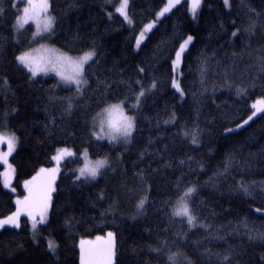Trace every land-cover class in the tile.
<instances>
[{"label": "trees", "instance_id": "1", "mask_svg": "<svg viewBox=\"0 0 264 264\" xmlns=\"http://www.w3.org/2000/svg\"><path fill=\"white\" fill-rule=\"evenodd\" d=\"M122 2L48 0L52 27L33 41L31 24L15 26L25 0H0V130L16 137L12 192L0 166V221L20 211L18 227L0 226V264H81V241L108 233L112 264H264V112L243 123L264 100V0H201L195 14L192 0H180L157 20L169 1L127 0L124 14ZM37 43L69 57L95 53L81 89L31 76L17 57ZM121 102L134 117L128 142L95 138L88 118L101 103ZM61 148L76 155L60 166L43 222L40 209L15 198ZM85 150L109 159L90 181L77 179ZM189 187L192 225L173 214Z\"/></svg>", "mask_w": 264, "mask_h": 264}, {"label": "snow or ice", "instance_id": "2", "mask_svg": "<svg viewBox=\"0 0 264 264\" xmlns=\"http://www.w3.org/2000/svg\"><path fill=\"white\" fill-rule=\"evenodd\" d=\"M176 4L180 3V0H174ZM28 6L23 8L22 12L23 15H18L16 18L15 26L17 29H23L26 24L29 23V21H34L36 24V33H34L33 38L35 39L36 35H39L41 32H48L50 31L53 19L51 17H48L46 19L41 20L40 13L46 12L48 4L47 0H42L40 4L33 3V0H27ZM201 3V0H192V11L195 14L196 10L199 8ZM224 4L228 5L229 0H224ZM127 5V0H123L121 7L117 9V11L124 14V9ZM169 11V8L166 7L164 10L160 13V15H163L165 12ZM0 12H2V9H0ZM126 15V14H125ZM127 18V17H126ZM152 27L151 24L147 25L144 32L140 33V38L143 39L144 34L147 30H149ZM233 36H236L237 33L234 32L232 34ZM193 37L188 36L187 39L183 42V44L180 45L179 51L176 52V60L174 61V64L178 65L180 63L181 54L184 52L187 45L192 41ZM140 40H137V45H139ZM95 55L94 52H86L83 56L79 57L78 59H72L68 56H56V57H49V58H42L40 61L36 60L34 57L31 56L30 53L25 52L22 55H19L17 57V60L23 64L28 70L31 72L32 76L35 77L38 73H48V72H54L57 76L61 78V80L68 82V83H75L77 86H79L81 83H86L85 80H82L81 77L83 76L84 70H85V64L88 63V61L92 60L93 56ZM71 69V71H67V68ZM140 71H143L141 68ZM173 86L177 88L178 91H180L179 85L175 80H173ZM155 87V85H153ZM244 90L241 89L239 92H243ZM182 94V93H181ZM144 95V92L141 91L139 95L137 96V103L139 102L140 97ZM122 103L117 105H112L111 110L112 111H119L120 112V121H114V120H108L107 122V130L104 129V121H101V133L97 134L93 133L94 136H96L97 139H103L105 135L108 136L110 141H114L117 139V135L123 136L125 138V142H128V138L131 137L132 131L134 129V117L133 116H127L123 113ZM258 105H264V100L257 101L256 104H253L252 107L255 109V111L252 112L250 116L246 120H244V124H247L250 120L253 119L254 116L258 112H264V107H260ZM105 111H110L106 109ZM242 127L243 125H239ZM231 131V129L229 130ZM185 135H189V133H185ZM192 135V142L197 143V138L195 133ZM6 142L7 144V152H4L2 155H0V160H3L4 163H7V156L11 154L13 151L15 144H16V137L13 136H2L0 135V143ZM73 153L68 149H60L58 150V154L53 157L54 160L59 161L64 156H72ZM85 164L84 167L80 168L79 175L77 176V179H80V177H90L95 178L98 174L101 168H103L107 161L105 160H97L95 162L88 160V153L87 150L83 153ZM10 167V166H9ZM58 171V168L53 169H41V173H49V175L52 177V180L48 181L47 184H41L36 187L34 190L32 185L35 181L39 179V175L37 177H33L31 181L25 182V187L28 188L29 195L24 198V200H17L16 203L19 205H23L26 208H33L38 207L40 209V220L43 221L44 219V213L47 210L48 202L50 200V192L53 190L51 187L52 181L55 179V173ZM5 185L7 186L8 180H7V173L5 174ZM243 187V186H242ZM195 188L189 187L187 191L184 193V195L180 198L181 203L179 207L174 211V215L176 216H185L187 217V222L189 225H192L194 220L196 219L195 216H193L189 210V207L187 203L185 202L187 198H190L191 194L194 193ZM245 192H247V189H244ZM144 200H141L138 204V208H143ZM31 215V212H29ZM20 215V211L17 210V212L9 216L7 219L0 221V226H3L5 224H12L19 226L18 224V217ZM33 228H36V224H33ZM112 233H108V237L111 239ZM264 235V234H262ZM100 237H97V240H100ZM90 242L88 241H81V264H111V258L113 255L112 252V245L109 241L108 247L104 250H97L93 251L92 249H86L84 247L85 244H88ZM55 246L52 244V242H49V248H54ZM171 259V257H170ZM227 259V257H226Z\"/></svg>", "mask_w": 264, "mask_h": 264}, {"label": "rangeland", "instance_id": "3", "mask_svg": "<svg viewBox=\"0 0 264 264\" xmlns=\"http://www.w3.org/2000/svg\"><path fill=\"white\" fill-rule=\"evenodd\" d=\"M123 1V0H122ZM167 1H169V11L171 10V9H173L174 8V6H176V3H174V4H170V2H174V0H167ZM25 2H26V5H25V7H27L28 6V3H27V0H25ZM42 2V0H33V3H35V4H40ZM47 4H48V0H47ZM166 7V4H165V6L159 11V13H158V15H157V18H156V20L158 19V18H160L161 16H163L164 14H166V13H168L169 11H167V12H165L163 15H160V13L164 10V8ZM119 12V11H118ZM21 15H23V12H22V14ZM48 17H50V15L48 14V7H47V10H46V12H41L40 13V18H41V20H43V19H46V18H48ZM156 20H154V21H152L150 24L152 25V27L154 26V24H155V22H156ZM28 24H31L32 25V28H33V35H32V40L33 41H36L37 39L39 40V38H41V36H43L44 34H47V32H41L39 35H36L35 36V39L33 38V36H34V33H36V31H37V29H36V24H35V22L34 21H29V23ZM28 24H26V25H28ZM25 25V26H26ZM149 25V24H148ZM24 26V27H25ZM147 27V26H146ZM145 27V28H146ZM151 27V28H152ZM145 28L143 29V31L142 32H144L145 31ZM150 28V29H151ZM16 29H17V27H16ZM149 29V30H150ZM22 29H17V31H21ZM148 31V30H147ZM146 31V32H147ZM49 32V31H48ZM146 32H145V34H146ZM145 34H144V36H145ZM144 38V37H143ZM137 40H140V42H141V38H140V35L138 36V38H137ZM140 44V43H139ZM139 45H137V43H136V47H138ZM25 52H28V53H30L31 54V56L32 57H34L36 60H38V61H40L42 58H44V59H46V58H49V57H56V56H67L66 54H64V53H62L61 51H59L57 48H55V47H53V46H51V45H48V44H42V43H37V44H35V45H33L32 46V48L31 49H29V50H27V51H25ZM25 52H23V53H25ZM23 53H21L20 55H22ZM84 55V53H82V54H80L79 56H77V57H71L72 59H78L79 57H81V56H83ZM69 57V56H68ZM20 63V62H19ZM21 64V63H20ZM23 67H25L23 64H21ZM26 68V67H25ZM27 70H28V68H26ZM29 71V70H28ZM67 71H71V69H70V67L69 68H67ZM29 73L31 74V72L29 71ZM37 75H42V76H52V77H55V78H57L61 83H63L64 85H66V86H69V87H73L74 89H76V90H79V89H81V86L83 85V83H81L79 86H77L75 83H68V82H65V81H63V80H61V78L59 77V76H57L54 72H48V73H43V72H40V73H38ZM36 75V76H37ZM31 76H32V74H31ZM81 79H82V77H81ZM83 80V79H82ZM112 105H117V104H111V105H107V106H105L104 108H102L101 110H100V112H99V114H98V116H97V119H96V121H95V123H94V126H95V129H94V132L95 133H97V134H102L101 133V121H104V129L105 130H107V122H108V120H114V121H117V122H119L120 121V112L119 111H112L111 110V106ZM258 106H260V107H264V105H258ZM123 108V107H122ZM106 109H108V110H110V111H105ZM123 113H124V115H126V113L124 112V110H123ZM128 116V115H127ZM93 132V133H94ZM4 133V135H2ZM0 135H2V136H6V135H9V134H7V132H5V131H3V130H0ZM95 138H96V136H95ZM130 138V137H129ZM129 138H128V140H129ZM102 140H107L108 142H110V143H120V142H122V141H125V138L123 137V136H120V135H117V139L116 140H114V141H110L109 140V138H108V136L107 135H105L104 136V138L102 139ZM61 149H65V148H61ZM66 149H68V150H70L71 152H72V150L71 149H69V148H66ZM7 150L8 149H6V150H4V151H0V155H2L4 152H7ZM58 150H60V149H57V151L55 152V154H54V156H56L57 154H58ZM85 151H83V153H84ZM12 153H13V151L11 152V154L10 155H8L7 156V163H4L3 162V160H0V166H2L3 167V169H2V171H1V177H2V175H3V172H4V175H3V177H2V182L5 180V173H12V171H13V169H12V167H11V165H10V163H9V158H10V156L12 155ZM73 153V155L75 156L76 154H74V152H72ZM83 153L81 152L80 153V166H77L76 167V171L77 170H79L80 168H82V167H84V164H85V159H84V155H83ZM73 155L72 156H64L63 158H61L59 161H57V160H54L53 159V164H52V166H50V167H44L43 169H53V168H58V171L55 173V179H54V181H52V183H51V187H52V191L50 192V198H51V196H52V193L54 192V186H55V182H56V179H57V176H58V174H59V171H60V166H61V164L63 163V162H65V161H67V160H69V159H71L72 157H73ZM53 156V157H54ZM106 159V161H107V163H106V165L103 167V168H101L100 169V171H102V169L104 170V168L105 167H107L108 166V164H109V159H107V158H100V159H91L89 156H88V160L89 161H92V162H95V161H97V160H105ZM10 166V167H9ZM42 168H40L34 175H32L29 179H31V178H33V177H37V175L40 173V170H41ZM99 171V172H100ZM14 172V171H13ZM78 173H79V171H78ZM40 176V175H39ZM45 176H46V174H45ZM47 178H51L50 180H52V177L49 175V173H47V177H46V179H45V181L47 180ZM84 179L85 178H88V179H90V180H93L94 178H90V177H83ZM28 180V179H27ZM42 181L43 180H37V181H35L34 182V184L32 185V187H33V189L34 188H36L37 186H39V185H41L42 184ZM3 185H4V187H6L7 188V190H9V191H11V189H15L12 185H10V188H8L4 183H3ZM8 185V184H7ZM22 186H23V189H25L26 187H25V183H22ZM27 189V193H25L27 196H28V193H29V191H28V188H26ZM12 192V191H11ZM184 194H182L178 199H177V202L175 203V206H174V211L179 207V205H180V203H181V200H180V198L183 196ZM24 197L25 196H17L16 198H15V202L17 201V200H24ZM188 199L189 198H187L186 199V203H187V201H188ZM16 205L17 206H19V207H21L22 205H19V204H17L16 203ZM188 205V204H187ZM48 208V207H47ZM32 209H39L38 207H33ZM174 213V212H173ZM174 216H176V215H174ZM40 217V216H39ZM179 217H181V216H179ZM183 217H185V216H183ZM46 220V219H45ZM44 220V221H45ZM43 221V222H44ZM42 223V222H41ZM30 224H32V226H33V224H35V219L33 220V221H31L30 220ZM109 241H110V243H111V239L108 237V236H106V237H104V238H102V239H100V240H95V239H93V240H90V241H88V242H90V243H88V244H85L84 245V247L86 248V249H92L93 251H97V250H104V249H106L107 247H108V243H109ZM111 245H112V243H111ZM80 247H81V243H80ZM112 247H113V245H112ZM112 258H113V255H112ZM111 258V259H112ZM111 264H112V260H111Z\"/></svg>", "mask_w": 264, "mask_h": 264}, {"label": "bare ground", "instance_id": "4", "mask_svg": "<svg viewBox=\"0 0 264 264\" xmlns=\"http://www.w3.org/2000/svg\"><path fill=\"white\" fill-rule=\"evenodd\" d=\"M0 25H5V22H1ZM250 45H251L252 47H255L256 50L259 49V46H258L259 44H258V42H250ZM248 83H250V81H249ZM105 106H107V105H103V104L101 103V104L99 105V107L96 108V110L94 111L93 115L90 116V117L88 118L89 121L86 123V127H87V128H89L92 124L95 123V121H96V119H97V116H98L100 110H101L102 108H104ZM100 108H101V109H100ZM94 128H95V127H94ZM104 141L108 142L107 140H104ZM108 143H110V142H108ZM178 174H179L178 171H175L174 174L170 175V178L172 179L173 176L177 177ZM78 175H79V173H78ZM80 178H83V177H80ZM85 180H86V181H90V179H88V178H85ZM123 213H126L127 215L130 216V210H129V209H125V208H124V209H123ZM128 219L131 220V218H128ZM169 264H171V263L169 262Z\"/></svg>", "mask_w": 264, "mask_h": 264}]
</instances>
